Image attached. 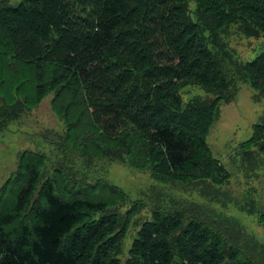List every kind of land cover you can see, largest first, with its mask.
Segmentation results:
<instances>
[{
	"label": "trees",
	"instance_id": "trees-1",
	"mask_svg": "<svg viewBox=\"0 0 264 264\" xmlns=\"http://www.w3.org/2000/svg\"><path fill=\"white\" fill-rule=\"evenodd\" d=\"M197 4L194 19L187 0H0V86L6 67L28 63L35 71L28 82L35 83L38 97L25 105L62 87L74 98L67 113L82 110L70 136L82 132L85 118L98 127L77 135L85 149L97 146L92 136L99 139L100 127L113 124L121 131L132 123L173 172L206 166L223 170L205 140L208 123L210 118L215 122L218 105L231 102L241 83L264 89V52L238 65L227 53L222 32L242 21L264 33V0ZM188 84L206 90L209 98L205 105L193 101L184 112L178 109V92ZM12 107L0 100V117L8 119ZM200 115L207 118L200 121ZM253 133L244 161L255 147L264 153V124L255 125ZM25 171L14 208L0 209V264H119L98 246L113 228L76 230L86 212H104L109 200L64 199L47 183L45 204L35 206L28 221L24 216L40 165L28 161ZM234 241L195 212L159 210L143 226L127 264H257Z\"/></svg>",
	"mask_w": 264,
	"mask_h": 264
},
{
	"label": "rangeland",
	"instance_id": "rangeland-1",
	"mask_svg": "<svg viewBox=\"0 0 264 264\" xmlns=\"http://www.w3.org/2000/svg\"><path fill=\"white\" fill-rule=\"evenodd\" d=\"M187 8L195 19L197 0H187ZM222 39L238 65L264 52V33L246 22L226 27ZM34 77L28 63L6 67L0 86L3 105L14 106L8 119L0 117V209L14 208L15 196L27 178L25 164L30 161L39 163L40 179L27 206L26 220L35 206L45 204L47 183L53 184L55 193L64 199L109 200L110 207L104 212H86L85 221L76 230L82 232L95 225L104 230L113 228L98 246L106 247L119 264L128 263L135 240L157 211L182 208L236 237L237 241L230 243L244 257L264 264V153L255 147L254 155L243 160V149L254 135V126L264 124V89L256 90L250 81L241 83L231 102L218 105L215 122L209 117L205 140L223 170L215 172L213 166H206L178 173L167 166L132 123H126L121 131L113 124L100 127L99 139L92 136L98 140L97 146L85 149L77 135L98 127L85 118L79 121L82 132L70 136V127L82 110L67 113L66 107L74 98L62 87H55L31 107L25 105L28 98L38 97L35 83L28 82ZM178 96V109L184 112L193 101L205 105L209 98L206 90L195 84L182 87ZM200 118L204 121L207 117Z\"/></svg>",
	"mask_w": 264,
	"mask_h": 264
}]
</instances>
